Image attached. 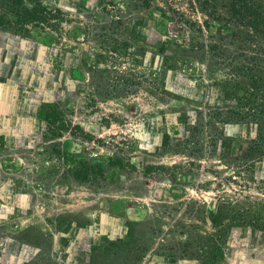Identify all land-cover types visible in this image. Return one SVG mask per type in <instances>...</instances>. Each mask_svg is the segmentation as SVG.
Listing matches in <instances>:
<instances>
[{"label":"rangeland","instance_id":"1","mask_svg":"<svg viewBox=\"0 0 264 264\" xmlns=\"http://www.w3.org/2000/svg\"><path fill=\"white\" fill-rule=\"evenodd\" d=\"M109 1L43 0L44 25L0 7V264H207L214 245L264 264V143L230 123L264 121V75L236 70L264 35L223 0ZM45 99L70 125L52 139Z\"/></svg>","mask_w":264,"mask_h":264},{"label":"trees","instance_id":"2","mask_svg":"<svg viewBox=\"0 0 264 264\" xmlns=\"http://www.w3.org/2000/svg\"><path fill=\"white\" fill-rule=\"evenodd\" d=\"M130 2L141 3L143 7H149V0H128ZM219 0H194L196 4H199L202 8L210 9L215 12L217 6L216 3ZM226 2L225 10L229 17L233 20L234 24L243 27L248 33L245 34L248 39L251 35H264V6L260 4L257 0H223ZM107 2H110L107 0ZM0 7L5 8L9 16L16 20L22 25H34V24H46L49 20L55 18V15L45 7L43 0H0ZM56 12V11H55ZM100 44L106 46L109 51L116 50L112 44L108 42L110 40L112 43H116L114 39H109L105 34L100 35ZM105 39V41H104ZM213 45L208 46V50H213ZM243 47H236L238 51H241L238 56L241 57L243 63H240L239 67L236 68L242 74H245L247 79L252 82H256L262 79L264 75V57L262 55L248 56L246 51H251V49ZM134 61V60H132ZM264 80V79H263ZM46 102V103H45ZM45 102H41L40 111L37 113L38 118L42 121V125L45 131L49 134L50 139L59 137L64 131H68L70 125L65 121L63 113L58 106L45 99ZM256 105L255 109L261 115H264V101ZM253 114L248 115L243 113L238 115V119L230 121L232 124H240L245 128H251L253 133H249L251 136L257 139V141L264 143V121L262 119H254L250 121V117ZM169 117V116H168ZM167 117V120H168ZM223 123V122H222ZM253 123L254 125H249ZM233 126V125H232ZM76 160V159H75ZM68 161V166L71 169V174L73 178L77 181H85L88 179V172H90L91 167L83 160L79 159L75 161ZM202 251L199 256L203 258V261L207 264H219L222 254V249L218 245L210 246L209 249Z\"/></svg>","mask_w":264,"mask_h":264}]
</instances>
